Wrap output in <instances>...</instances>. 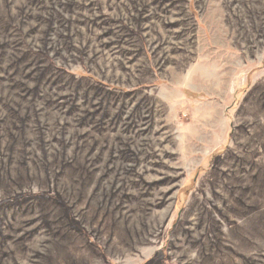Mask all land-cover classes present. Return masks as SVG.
<instances>
[{
  "label": "rangeland",
  "instance_id": "1",
  "mask_svg": "<svg viewBox=\"0 0 264 264\" xmlns=\"http://www.w3.org/2000/svg\"><path fill=\"white\" fill-rule=\"evenodd\" d=\"M0 264H264V0H0Z\"/></svg>",
  "mask_w": 264,
  "mask_h": 264
}]
</instances>
